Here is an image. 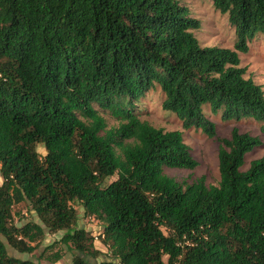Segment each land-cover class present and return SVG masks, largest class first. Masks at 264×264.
<instances>
[{"label": "trees", "instance_id": "1", "mask_svg": "<svg viewBox=\"0 0 264 264\" xmlns=\"http://www.w3.org/2000/svg\"><path fill=\"white\" fill-rule=\"evenodd\" d=\"M211 1L233 48L201 45L200 20L180 0H0V264H32L4 241L31 253L59 230L71 264H264V156L241 169L261 140L237 127L217 137L203 110L264 130V89L239 56L264 34V0ZM155 85L183 129L217 138V185L164 173L198 162L181 130L134 111ZM94 104L117 125L106 128ZM22 201L39 222L13 223ZM75 203L102 221L110 258L95 260L103 252L76 227Z\"/></svg>", "mask_w": 264, "mask_h": 264}, {"label": "rangeland", "instance_id": "2", "mask_svg": "<svg viewBox=\"0 0 264 264\" xmlns=\"http://www.w3.org/2000/svg\"><path fill=\"white\" fill-rule=\"evenodd\" d=\"M184 3L192 17L200 20V28L194 30V34L201 45H217L222 47H234L236 41L234 28L230 25L227 13L217 10L211 0H180ZM248 51L239 53L240 65L246 68V75L261 84L264 89V34L255 35L248 41ZM163 93L158 85L147 90L144 96L136 103L134 111L141 119L147 120L154 126L162 127L166 130L178 129L182 131L184 141L189 145L192 156L198 164L193 169L164 167L165 174L175 178L179 182H192L199 177H204L207 185H217L219 181L218 170V147L219 142L216 137L210 138L199 129H183L181 121L174 113L164 110L161 106ZM99 113L105 118L106 128L117 125L118 120L108 110L102 109L94 104ZM205 115L216 124L217 137H229L231 129L237 127L240 132H248L258 136L261 144L253 147L244 156V164L241 166L245 170L250 160L264 156V130L262 123L249 117L240 119L223 120L221 112H212L209 105H204ZM37 151L42 156L45 149L42 144H37ZM116 174L109 177L106 182L116 178ZM2 178L0 176V184ZM77 212L76 227L85 229L93 238L94 246L103 253L96 256L95 260L101 261L110 258L108 248L101 242L103 234L102 221L94 216L84 214L80 204L75 203ZM13 223L21 225L27 220L39 222L35 213L29 208L25 201L16 203L12 207ZM63 230L57 232H46L39 242L37 248L31 253H23L12 248L1 236L5 243L7 254L10 256L30 259L32 264H71L73 251H70L60 242ZM59 252L60 258L52 260L53 255ZM48 256V258H47ZM166 257H164L165 259Z\"/></svg>", "mask_w": 264, "mask_h": 264}]
</instances>
